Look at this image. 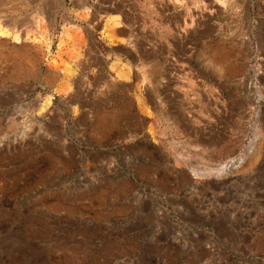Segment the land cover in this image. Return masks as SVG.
<instances>
[{"label":"rangeland","instance_id":"rangeland-1","mask_svg":"<svg viewBox=\"0 0 264 264\" xmlns=\"http://www.w3.org/2000/svg\"><path fill=\"white\" fill-rule=\"evenodd\" d=\"M0 264H264V0H0Z\"/></svg>","mask_w":264,"mask_h":264},{"label":"bare ground","instance_id":"bare-ground-1","mask_svg":"<svg viewBox=\"0 0 264 264\" xmlns=\"http://www.w3.org/2000/svg\"><path fill=\"white\" fill-rule=\"evenodd\" d=\"M232 161H234V160H232ZM230 163H231V162H230ZM230 163H229V164H230ZM223 167H227V166L225 165V166H222V168H223Z\"/></svg>","mask_w":264,"mask_h":264}]
</instances>
